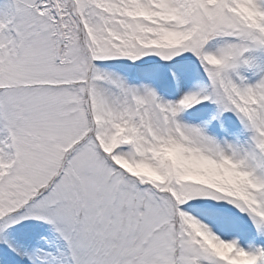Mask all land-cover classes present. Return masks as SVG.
I'll return each mask as SVG.
<instances>
[{"label":"snow or ice","instance_id":"snow-or-ice-1","mask_svg":"<svg viewBox=\"0 0 264 264\" xmlns=\"http://www.w3.org/2000/svg\"><path fill=\"white\" fill-rule=\"evenodd\" d=\"M0 264H264V0H0Z\"/></svg>","mask_w":264,"mask_h":264}]
</instances>
